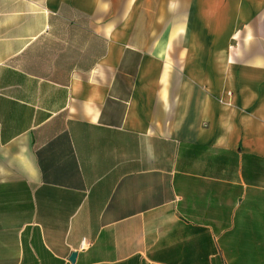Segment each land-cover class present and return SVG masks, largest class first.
Returning <instances> with one entry per match:
<instances>
[{
  "label": "crops",
  "instance_id": "1",
  "mask_svg": "<svg viewBox=\"0 0 264 264\" xmlns=\"http://www.w3.org/2000/svg\"><path fill=\"white\" fill-rule=\"evenodd\" d=\"M0 264H264V0H0Z\"/></svg>",
  "mask_w": 264,
  "mask_h": 264
},
{
  "label": "water",
  "instance_id": "2",
  "mask_svg": "<svg viewBox=\"0 0 264 264\" xmlns=\"http://www.w3.org/2000/svg\"><path fill=\"white\" fill-rule=\"evenodd\" d=\"M74 257H75V252H72L70 256V260H73Z\"/></svg>",
  "mask_w": 264,
  "mask_h": 264
}]
</instances>
